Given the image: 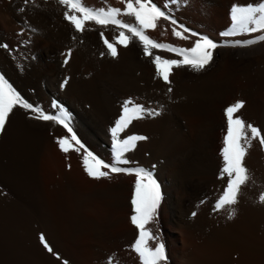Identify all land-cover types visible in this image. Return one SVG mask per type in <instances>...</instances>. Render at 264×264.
Here are the masks:
<instances>
[{
	"label": "bare ground",
	"instance_id": "1",
	"mask_svg": "<svg viewBox=\"0 0 264 264\" xmlns=\"http://www.w3.org/2000/svg\"><path fill=\"white\" fill-rule=\"evenodd\" d=\"M84 2L88 5L94 4V0H84ZM153 2L161 6L162 9L171 12L179 24H183L200 34H208L215 41L218 31L227 22L231 5L243 6L252 3L253 0H153ZM51 4L62 6L58 0H0V66L6 74L16 85L18 81L25 84L26 87L28 86L33 91L32 100L45 95L53 96L58 93L57 84L54 85L53 77L58 79L63 69L59 70L58 65L55 66L54 64L53 66L57 69L49 67V63L44 62V58H54L55 60L60 54L59 49L61 47H72L74 50L70 52L71 58L68 57L70 59L69 73L72 76L70 79L76 83L67 82L65 86L62 85L64 90H61L64 91V99L69 103L75 116L88 117L89 111L92 110L99 118L98 121L93 119L94 121L91 122L84 121V119L81 122L74 120L81 141L96 154L107 152L109 146L103 136L101 137L93 131L94 126L100 128L101 133L108 134L111 120L122 105V101L112 102L109 107L113 113L108 114L107 110H104V104L100 102L101 99L99 101V97H96L99 93L96 95L93 93L99 84L96 79L102 75L112 76L123 87L124 91L121 92L134 94L133 96L137 98H144V106L159 112V115L145 114L142 119L132 122V128L130 127L132 131L145 133L148 137L145 141L138 142L136 148L130 152L131 164H145L157 169L153 175L160 185L162 194L159 207L164 206L166 208L173 224L181 223L183 225L184 223L180 227L186 229L185 235H188V240L193 246V251L183 248H167V253L178 256L181 261L183 260L188 264H264V254L258 256L252 254L251 251H249L251 254H247L246 250L239 247L246 243L247 246L264 251V203L259 201V197L264 194V146L257 140H252L244 160L251 179L241 188L238 203L233 206L235 215L229 218V208L216 210L214 205L216 197L221 193L227 181L226 176L224 179L220 178L223 160L218 154L219 147H221V132L224 130L226 122V119L224 120L225 109L237 100H243L246 106L251 107V113L249 116L247 114L236 115L243 117L246 123L259 124L262 127V134H264V42L247 47H217L212 50V60L203 70L197 72L188 66L174 67L169 76L170 83H168L161 81L156 71H150V65V70H148L146 65H144L145 69L140 64V62L151 64L152 57L144 54L141 43L135 38L126 48L120 46L124 50H117V56L113 57L110 53V56L104 54L106 50L102 53L103 45L100 50L99 42L95 40L97 35L93 37L92 32H89L90 35L84 31V33L75 31L71 27L72 24H68L67 21L65 23L64 18L61 17L62 14H59L61 10L58 13L60 16L54 14L55 9L51 8L53 7ZM165 5L166 8H164ZM50 8L51 11L53 10L52 13L51 11L49 13ZM60 17L64 20L63 23L59 21ZM126 17L135 22L134 17ZM172 28L173 25L168 21L160 19L157 21V27L154 30L150 29V32L156 38L161 39L164 36L170 38L171 36V41L174 43L186 47L193 46L197 37H190L187 40L177 38L173 35ZM113 29L116 32L119 30L115 27ZM9 30L10 32L21 33L39 31L41 35L37 37L38 33L35 34L34 36L37 38L34 39L33 37L34 40L29 45L26 43L27 46H20L24 48L22 53L24 50L26 51L25 54L20 55L17 52V44L20 41L18 40L17 43L18 37L14 41L10 39L13 38L14 32L12 33L13 36L9 37L10 34L7 33ZM178 30L182 31L181 29ZM99 32L101 33V31ZM260 34L264 33L236 35L235 38L246 40ZM31 35L29 34L27 37L30 39ZM184 35L189 36L188 33H184ZM20 36L22 35L20 34ZM41 36L47 39L46 42L40 39ZM234 41L236 40L227 43L230 45ZM27 42L29 41L27 40ZM3 44H7L6 48L2 47ZM224 44L222 42L220 45ZM153 52L164 58L181 59L160 50H153ZM67 66H64V71H66ZM83 73H90L95 78L96 82L94 83L98 82L93 88L91 85L93 78L90 77L91 80L87 81L86 84L92 81L91 84L89 83L91 86H87L93 90L87 88L83 82L78 83L84 80ZM63 77L60 80H64ZM109 78L111 79V77ZM63 80L62 82H65ZM58 84L60 83L58 82ZM104 85L103 87H105ZM155 86L161 93L150 92L151 88ZM125 97L127 98V95ZM108 99L111 100V98ZM35 116L36 113H30L25 108L17 109L16 107L6 122L5 130L0 132V187L5 188V186L17 182V154H19L17 153V147H19L17 143H19L22 149L20 156H18L21 157V177L31 187L32 198L36 204L34 207L39 210L37 212L42 217V220L39 218L42 224L39 226L40 232L32 231L30 225L28 226V223L22 220V229L25 231H17L18 222L15 220L13 222L17 215L12 214L10 218L8 214H0L6 216L7 219L2 223H9L7 226L4 224L5 229L0 224L4 229V231H0L2 245L0 253L2 254L4 251V257L0 264H64L65 261L68 264H82L78 257L65 248L63 239H61L60 224L54 217L51 206L60 207L67 204V197L64 192L66 189L74 200L75 217L81 213L86 215L87 210L93 216L91 212H101L102 203L113 202L118 204L116 207L119 206L120 218H124L130 213L128 204L135 182H129V180L123 179L121 174L115 173H110V178L94 179L88 177L89 175H86L85 170L83 171L84 168L82 169L83 166L81 167L83 151L79 154L74 150L67 154L54 151L52 147L55 148L56 146L54 144L56 138L68 134L63 133L64 131L56 124L36 119ZM53 151L59 153L54 154ZM42 172L45 173L46 180L43 179ZM185 193L193 199V203H191L194 204V210L191 212L195 213L192 215L193 220L190 219L191 222H189L187 219V223L182 220V217L177 216L179 208L186 204L184 203L185 198H187ZM4 195L0 190V205L6 204H2L3 197L8 196ZM14 202L16 201L14 200ZM107 207L109 206L107 205ZM18 208L19 206L17 210ZM189 215L191 216V214ZM198 231H218L236 241L238 246L232 248V244L235 243L231 242V248L219 244L217 246L215 244V247L211 248L209 247L211 241L202 238ZM99 232L101 231H96L95 234L99 235ZM119 232L123 235L125 243L132 239V234L128 229H121ZM41 234L53 249L52 252L44 247L40 240ZM215 241L217 240L215 239ZM21 243L22 246L20 247Z\"/></svg>",
	"mask_w": 264,
	"mask_h": 264
},
{
	"label": "snow or ice",
	"instance_id": "2",
	"mask_svg": "<svg viewBox=\"0 0 264 264\" xmlns=\"http://www.w3.org/2000/svg\"><path fill=\"white\" fill-rule=\"evenodd\" d=\"M124 2L125 8L121 10L116 7L97 9L86 6L82 0H58V3L66 9L64 18L74 25L77 31H84L87 22H94L96 25L102 27L113 25L119 29H123L114 38L115 43L105 38L104 32L100 33L101 38L104 39V43L113 57L118 54L115 44L118 43L127 47L133 38L137 39L143 47L144 54L152 57V63L156 67L157 75L168 83H170L169 76L174 67L188 66L197 72L203 70L212 60V50L217 47H247L264 42V34H260L251 39L236 40L230 45L227 42L224 45H220L207 35H202L183 24H179L171 12L162 9L153 0H124ZM166 7L165 5L164 8ZM121 15L134 17L135 23H126L118 19ZM160 19H164L173 25L172 33L177 38L187 40L190 37H197L193 46L182 48L171 44L159 43L146 35V30H154L157 27V21ZM230 19L232 21L231 28L222 32L221 36L229 37L264 33V0H253L252 3H247L243 6L239 4L231 5ZM178 29H182V31ZM124 30L131 35H126ZM184 33H188L189 36H185ZM153 50L168 51L182 57V59L164 58L161 55L154 54ZM70 55L71 53L69 52ZM65 63H67V60ZM169 91H171V88H169ZM16 107L31 110L36 113V119L53 121L63 126L69 135L57 137V145L65 154L71 150L79 154L83 150L82 165L90 177L94 179L110 178L109 173H123L136 177L134 195L131 200L133 215L130 219L132 224L138 229V235L132 248L138 255L140 264H167L168 257L164 243L160 241L156 243L154 248L150 247L149 241H159V237L153 235L151 228L146 227L158 215V208L162 199L160 185L155 179L153 172L149 169L140 166H119L120 164H130L131 161L126 158L125 154L134 150L137 141L147 139V137L141 135H127L122 138L121 133L125 132L134 119H142L145 114L159 115V112L148 109L131 99L125 101L122 105L121 115L109 129L112 140L113 160L111 163H106L102 158L91 152L79 139L70 124V117L63 109L58 108L57 105H53L58 110L56 114H50L40 107L33 106L22 97L3 75H0V132L5 130L6 122ZM243 107L244 102L237 101L225 109L227 133L223 140V166L220 169V178L224 179L226 176L227 183L216 201L215 208L216 210L229 208V218L235 215L233 206L238 203L242 186L246 185L251 179L249 169L245 166L244 160L248 149L251 147L252 140L259 139V143L264 146V134H262L261 129L251 123H246L241 117L235 115ZM73 141L75 145H73ZM101 169H108L109 171L105 172ZM259 201L264 203V194L259 197ZM40 240L49 252L53 251L43 234H41ZM64 264H68V262L65 261ZM109 264H113V258H109Z\"/></svg>",
	"mask_w": 264,
	"mask_h": 264
},
{
	"label": "rangeland",
	"instance_id": "3",
	"mask_svg": "<svg viewBox=\"0 0 264 264\" xmlns=\"http://www.w3.org/2000/svg\"><path fill=\"white\" fill-rule=\"evenodd\" d=\"M110 1H111V3H110ZM115 1V0H114ZM114 1H112V0H94V4H95V6H94V4L93 5H88V4H86L85 2H84V0H82V2L86 5V6H90V7H94V8H105V9H107L108 7H116V8H120L121 10L122 9H124L125 8V2H124V0H117V1H115L116 2V4H115V2ZM113 2H114V4H113ZM119 3H121V4H119ZM124 3V4H123ZM112 4V5H111ZM119 4V5H118ZM52 5V4H51ZM50 5V6H51ZM53 7H51L53 10H54V14L56 15V16H60L61 14L63 15H61V17L62 18H64V12L66 11V9H65V7L64 6H57V5H52ZM62 7V8H61ZM64 7V8H63ZM123 7V8H122ZM51 8L49 9V13H50V11H51ZM64 9V10H63ZM52 10V11H53ZM60 10H61V12H60ZM52 11H51V13H52ZM55 11H57V12H55ZM60 12V13H59ZM58 13L60 14V15H58ZM230 13V12H229ZM61 17H60V19H59V21L60 22H64V20H65V23H67L68 22V24H70L71 25V23L68 21V20H66L65 18H64V20L63 19H61ZM56 18H59V17H56ZM122 18V19H121ZM118 19H121V20H123L124 22H126V23H135L133 20H131L130 18H127L126 16H124V15H121V16H119L118 17ZM67 21V22H66ZM89 24V25H88ZM93 24V25H92ZM231 25H232V21H231V19H230V14H228L227 15V22L221 27V29L218 31V36H217V38L215 39V41L213 40V37H211L210 35H208V34H202V35H207L209 38H211L214 42H216V43H218V44H221L222 42L223 43H226V42H230V41H233V40H237L236 38H235V36H229V37H225V36H221L220 34L222 33V32H225V31H227V30H229L230 28H231ZM87 26V27H86ZM99 25H95V23H91V22H87L86 24H85V30H84V32L85 33H87V34H90L91 32V34H93V37L94 36H96L95 37V40L97 41V42H99V44H98V47H100L99 49L101 50L102 49V45H103V51H102V53H104L105 52V50H106V52L104 53V54H109L110 52H109V50H108V48H107V46L105 45V43H104V39L103 38H101V36H100V32L99 31H101V32H104V35H105V38H107V39H109V41L110 42H113V43H115V41H114V38L116 37V36H118V34H119V32L121 31V30H123V29H119L117 32L116 31H114V27L115 28H117L116 26H113V25H109V26H107V27H102V26H99ZM111 26V27H110ZM71 27L75 30V31H77L76 29H75V27H74V25H71ZM89 27V28H88ZM110 28V29H107V28ZM92 29H94L93 31H91ZM98 29V30H97ZM106 29V30H105ZM103 30V31H102ZM112 30V31H111ZM182 30V29H181ZM96 31V32H95ZM125 32H126V30H124ZM194 31V30H193ZM14 32V31H13ZM12 31L10 32V30L9 31H7V33H9L10 34V36L9 37H11V36H13V34H14V36H13V38L11 37L10 39H12L13 41L15 40V38L16 37H18L17 38V43L20 41V43H18L17 45V52H18V54H20V55H22V54H25L26 53V51L24 50V53H22L23 52V49L24 48H22V47H20V46H23V47H25V46H27V44L29 45L30 44V42H32L34 39H36L38 36H40L41 34L39 33V31H35V33L34 32H14L13 33ZM77 32H79V31H77ZM81 32V31H80ZM83 32V31H82ZM83 32V33H84ZM90 32V33H89ZM94 32V33H93ZM99 32V33H98ZM109 32V33H108ZM114 32V33H113ZM116 32V33H115ZM196 32V31H195ZM13 33V34H12ZM18 35H17V34ZM28 33V34H27ZM31 33H34V34H32L31 35ZM38 33V34H37ZM8 34V35H9ZM20 34L22 35V36H20ZM29 34L31 35L30 36V39L28 38L29 37ZM35 34H37L36 36V38H35ZM90 34V35H91ZM113 34V35H112ZM145 34L147 35L148 34V36L149 37H151V38H153V39H157L156 41L157 42H159V43H164V44H171V45H174V46H177V47H182V48H190V47H186V46H184V45H182V44H179V43H174V42H172L171 41V36H170V38L169 37H167V36H164L163 38H156L155 36H153V34L150 32V29H148V30H146V32H145ZM115 35V36H114ZM126 35H131L130 33H127L126 32ZM21 37V39H23L24 41H22L21 39H20V37ZM28 36V37H27ZM114 36V37H113ZM27 37V38H26ZM33 37H34V39H33ZM41 37H43V36H41ZM40 37V39H43V41L44 42H46V40L47 39H45L44 37L43 38H41ZM99 37V38H98ZM167 37V38H166ZM31 38H32V40H31ZM232 38V39H231ZM162 39H164V40H162ZM19 40V41H18ZM27 40L29 41V42H27ZM101 40V41H100ZM137 40V39H136ZM21 41H22V43H21ZM26 41V42H25ZM138 41V40H137ZM139 42V41H138ZM27 43V44H26ZM102 43V44H101ZM26 44V45H25ZM5 45L7 46V44H3V48H6L5 47ZM100 45V46H99ZM129 45V44H128ZM105 46V47H104ZM115 46H116V48H117V50L119 51L120 49H121V51H122V47H120V46H123V45H120V44H115ZM124 47V46H123ZM62 48V50H60ZM60 49H59V53L60 54H58L59 56L57 57V59H55L54 60V58H44V62H46V63H49V67L51 66V67H55V66H57V68H59V70L61 69H63L62 70V72L64 71V66L66 67L67 65L69 66L70 65V59H68V57L69 58H71V55L69 56V52H73V50L74 49H72V47H70V46H68L67 48H66V46H65V48H64V46L63 47H61ZM72 50H71V49ZM105 48V49H104ZM124 48H126V47H124ZM21 49H22V51H21ZM124 50V49H123ZM160 51H163V50H160ZM67 52H68V54H67ZM163 52H166V53H170V54H172V55H174V56H176V57H179V58H181L182 59V57H180V56H177V55H175L174 53H171V52H168V51H163ZM66 54V55H65ZM63 56V57H62ZM64 56H65V58H64ZM109 56H110V54H109ZM62 60H61V59ZM50 59V60H49ZM47 60H49V61H47ZM57 60V61H56ZM67 60V63H65V61ZM51 61V62H50ZM59 61V62H58ZM54 62V63H53ZM56 63V64H55ZM60 65H59V64ZM53 64L55 65V66H53ZM62 64H64V65H62ZM67 64V65H66ZM140 64H142V66H144V65H146V68H148V70H150V66H151V70L150 71H152V72H155L156 71V67H155V65L151 62V64L150 63H148V64H144V63H141L140 62ZM150 65V66H149ZM154 67H153V66ZM67 66V68H65L66 69V71H64L63 73L61 72L59 75L60 76H58V79L54 76L53 78H54V82H55V84L54 85H56L57 86V88H58V93L57 94H54L53 96H47V95H45L44 97L42 96V97H39L38 99H35L34 98V100H32L33 99V97H32V92L33 91H31L30 90V88H28V86L26 87L25 86V84H23V83H20V82H18L17 81V85L14 83V81L6 74V72L4 71V69L0 66V75H3L8 81H9V83H11L12 85H13V87L22 95V97L24 98V99H26L29 103H31L33 106H36V107H40V108H42L45 112H48V113H50V114H56L57 113V108H55V107H53V105H57L58 106V108H60V109H63L64 110V112H66L67 114H68V116L70 117V124H71V126H72V128L74 129V131H75V133L77 134V136L79 137V139L81 140V136H80V133H79V130H78V128H77V125L75 124V122H74V120H76L77 122L78 121H82L83 119H84V121H92L93 119L95 120V121H98L99 120V118L97 117V115L95 114V113H93L92 112V110H90L89 111V113H88V117L87 116H80V117H77V116H75V113L73 112V110L70 108V105H69V103L64 99V91H62V90H64V87L62 88V85L63 86H65V82H62V80H60L61 78H62V76H64L63 78H64V80L63 81H67V82H72V83H76V82H73V80L72 79H70V78H72V76L70 75V73H69V71H70V66L68 67ZM148 66V67H147ZM60 67H62V68H60ZM56 68V67H55ZM56 68V69H57ZM144 68H145V66H144ZM145 68V69H146ZM152 68H153V70H152ZM157 72V71H156ZM67 73V74H66ZM69 73V74H68ZM88 74H90V73H83L82 74V76H83V79L84 80H86L85 81V83H84V80H81V81H79L78 83H81V82H83V84L84 85H89V86H91L92 85V87L94 88V87H96V85H97V83L99 82V84L97 85V88H95L96 89V91H94L91 87H88L87 86V88H91L92 90H93V93L96 95L97 93H99L98 95H96V97H99L98 99H99V101H100V99H101V103L102 104H104V110H107V113L108 114H110V112L111 113H113V111L112 110H110L111 109V107H109L110 106V104L112 103V102H115V101H122V105L124 104V102L125 101H127V100H132V101H134V102H136V103H139V104H142V105H144L143 103H145L143 100H145L144 98H137V97H135V96H133L134 94H130V93H123V92H121L122 90H123V87L121 86V84H119L120 82H118V80L115 78V80H114V78L112 77V76H108V75H102V76H100L99 77V79L97 78L96 79V81H98L96 84L94 83V82H96L95 81V78L94 77H92L93 75H88ZM62 75V76H61ZM69 75V77H67V76ZM67 78H66V77ZM77 76V75H76ZM104 76H105V78H104ZM60 77V78H59ZM89 77V78H88ZM93 78V82L92 81H89V83L91 84V82H92V84L90 85L89 83L88 84H86L87 83V81L90 79L91 80V78ZM102 77V78H101ZM106 77H107V79H106ZM109 77H111V79L109 78ZM86 78H88V79H86ZM112 78H113V80H112ZM159 78H160V80L161 81H164L163 79H162V77H160L159 76ZM50 79H52L51 77H50ZM56 79V80H55ZM75 79H77L76 77H75ZM74 79V80H75ZM101 79H103V80H105L104 82H103V80H101ZM70 80H72V81H70ZM108 82H107V81ZM113 81V82H112ZM58 82L60 83V84H58ZM62 82V83H61ZM118 82V83H117ZM20 83V84H19ZM64 83V84H63ZM95 84V86H94V84ZM104 83H105V85H104ZM113 85H117V86H113ZM105 86V87H103V85ZM107 84V85H106ZM111 84V85H110ZM58 85H59V87H58ZM61 85V86H60ZM119 85V86H118ZM82 86V85H81ZM86 86H83V87H85L86 88ZM20 87V88H19ZM101 87H102V89H101ZM113 88V90H112V88ZM22 88V89H21ZM105 88H107L106 90H104ZM110 88V89H109ZM62 89V90H61ZM23 90H24V92H23ZM61 91V92H60ZM124 91V90H123ZM155 92V93H161V91L158 89V88H156V86L154 87V88H151V90H150V92ZM25 92H27L26 94H28L29 95V97H28V95H26L25 94ZM105 92V93H104ZM103 93V94H102ZM112 93H114V94H112ZM62 94V95H61ZM101 95V96H100ZM127 95V98L125 97ZM63 96V97H62ZM103 96H106V97H103ZM111 96V97H110ZM48 97V98H47ZM133 97H135V98H133ZM105 98V99H104ZM107 98V99H106ZM108 98H111V100L110 99H108ZM113 98V99H112ZM40 99V100H39ZM45 99V100H44ZM46 99H47V101H46ZM123 99V100H122ZM48 100H49V102H48ZM137 100V101H136ZM139 100H142V101H140L139 102ZM106 103H105V102ZM237 101H243V100H237ZM44 102V103H43ZM75 105V104H74ZM122 105L120 106V108H119V110H118V112L114 115V117L112 118V120H111V124L109 125L110 127H112L113 125H114V121L116 120V119H118L119 118V116L121 115V113H122ZM245 106H246V103L244 104ZM230 106V105H229ZM243 107L242 109H240V111H238L237 113H235V115L236 114H238V115H250V113H251V110H250V106H246V107ZM18 108H21V107H17V109ZM28 110V109H27ZM110 110V111H109ZM30 113L32 112L31 110H28ZM247 111V112H246ZM32 113H34V112H32ZM243 113V114H242ZM249 113V114H248ZM111 115V114H110ZM89 116H90V118H89ZM116 116V117H115ZM237 116V115H236ZM239 117H241V116H239ZM73 118V119H72ZM85 118H87L88 120H86ZM92 118V119H91ZM242 119H243V117H241ZM226 119V116H225V113H224V120ZM93 120V121H94ZM137 119H134L132 122H134V121H136ZM244 120V119H243ZM43 121V120H42ZM226 122H225V128H224V130L221 132V147H219V150H218V154H220V156H221V159L223 160V156H222V149H223V147H224V143H223V140H224V136L226 135V133H227V119L225 120ZM245 121V120H244ZM44 122H46V121H44ZM50 122H52V123H54L53 121H50ZM54 124H56V123H54ZM56 126H58L59 128H61L62 129V131H64L63 133H65V134H68L67 133V131H66V129H64L63 128V126H59V124H56ZM254 126H256L257 128H259V129H261V131H262V127L259 125V124H256V125H254ZM110 127L108 128V134H103V133H101L100 132V128H96V126H94V128L95 129H93V131L96 133V134H98V135H100L101 137L103 136L104 137V140L105 141H107V143H108V146H109V148H108V150H107V152H105V153H103V154H101V153H98V154H96L93 150H90L89 148V150L91 151V152H93L95 155H97L98 157H100V158H102L106 163H111L112 162V160H113V148H112V140H111V134L109 133L110 131H109V129H110ZM132 128V123L127 127V129L125 130V132L124 133H121V137L122 138H124V137H126L127 135H142V136H145V137H148V135H146L145 133H142V132H139V131H132L131 130V128ZM129 128V129H128ZM77 129V130H76ZM69 135V134H68ZM257 140V142H259V139H256ZM143 141H145V140H142V141H137L136 142V146H137V143L138 142H143ZM54 144H56V146H55V148L54 147H52L53 149H54V151H61L60 150V148H59V146L57 145V143L55 142ZM73 145H75V142L73 141ZM17 146H19V147H17V153H19L20 154V152L22 151V149L20 148V144L19 143H17ZM136 146H135V148H136ZM76 147H78V146H76ZM57 148V149H56ZM134 148V149H135ZM18 149H20V150H18ZM52 149V150H53ZM56 149V150H55ZM53 151V152H54ZM71 151H73V150H71ZM71 151H69V152H71ZM81 151H83V150H81ZM133 151V150H132ZM59 152H56L57 154L59 153ZM62 152V151H61ZM131 152V151H130ZM130 152H127L126 154H125V156H126V158L127 159H129L130 161H131V159H130ZM55 152H54V154H56ZM19 154H17V182L15 183V184H13V185H8V186H5V188L2 186V187H0V190L5 194V195H8V196H5V197H3V199H2V204H5V205H0V211H1V213L0 214H4V215H7L8 214V216L11 218V216L10 215H12V214H15V218L13 219V222H14V220L15 221H17L18 223H17V231H25L24 229H22V220H25L28 224V226L30 227V228H32L31 230L32 231H39V226H40V224H42L41 223V220H42V217H41V215H39L40 213L39 212H37V211H39L38 210V208L37 207H34V206H36V204H34V201H33V198H32V194H31V187L22 179L23 177H21L22 176V172H21V168H20V159H21V157H18V156H20ZM78 154V153H77ZM102 156V157H101ZM18 158H19V160H18ZM223 162V161H222ZM43 163V162H42ZM131 164V163H130ZM125 165V164H120L119 166L120 167H136V166H140V167H143V168H148L149 170H151L152 172H156L157 171V169L154 167V166H149V165H145V164H138V165ZM83 165L81 164V167H82ZM148 166V167H147ZM84 167H82V169H83ZM83 171H84V169H83ZM102 171H105V172H108L109 170L108 169H102ZM86 172V171H85ZM110 174V173H109ZM116 174V173H115ZM121 174V177L123 176V179L125 178V180H129V182L130 181H133V182H135V179H136V177L134 176V175H127V174H123V173H120ZM86 175H87V172H86ZM42 176H43V179L44 180H46L45 179V173L44 172H42ZM88 176V175H87ZM88 177H90V176H88ZM91 178V177H90ZM127 178V179H126ZM19 179H20V181H19ZM21 180H23V181H21ZM26 183V184H24V183ZM21 183V184H20ZM226 183H227V181H226ZM226 183H225V187H226ZM17 184V185H16ZM9 186H11V187H9ZM24 186H25V188H24ZM6 187H7V189H6ZM15 189H14V188ZM16 187H17V189H16ZM224 186H223V188H222V190H221V193H219V195L216 197V199H215V202H214V205L216 204V201H217V199L219 198V196L222 194V191H223V189L225 188ZM2 189H4V190H2ZM6 190V191H5ZM14 190V191H13ZM28 190V191H27ZM190 191V190H189ZM10 194H9V193ZM17 192V193H16ZM21 192V193H20ZM26 194H25V193ZM65 195H66V197H67V204H65V205H62V206H60V207H58V206H56L55 207V205H52L51 207V209H52V213H53V215H54V217H56V220H58V222H59V224H60V231H61V239H63V244H65L64 246H65V248L66 249H68L74 256H76V257H78V259L82 262V264H109V258H113V264H140V260H139V257H138V255L135 253V251L133 250V248H132V245H133V243H134V241H135V239H136V237H137V235H138V229L132 224V222H131V219H130V217L133 215V205H132V203H131V200H132V197H133V195H134V189L131 191V199H130V203L128 204V208L130 209V213L128 214V212H127V214H128V216H126V217H124V218H120V216H119V212H120V209H118V207H116L118 204L117 203H102L101 205H103V207L101 208L102 210L104 209V211L102 212V210H101V212H97V213H93V212H91V214H93V216L92 215H90V212L87 210L86 211V215L85 214H83V213H81L80 215H78V216H74L75 215V207H74V200H73V198L70 196V194L67 192V190L65 189ZM8 193V194H7ZM23 193V194H22ZM30 193V194H29ZM20 194V195H19ZM186 195L185 196H187V198H185L186 199V201L184 202V203H186V204H184L185 205V207H184V205L181 207V208H179V211H178V217H182V220L184 221L185 220V223H187L188 222V220L187 219H189V222H191L190 221V219L191 220H193L192 219V215H193V212H191V211H193L194 210V204H192L193 203V199L190 197V196H188V194L187 193H185ZM17 197H16V196ZM208 196V195H207ZM29 197V198H28ZM190 197V198H189ZM5 198V199H4ZM9 199V200H8ZM30 199H32V200H30ZM189 201H188V200ZM6 200V201H5ZM8 200V201H7ZM14 200L16 201V202H14ZM12 201V202H11ZM192 202V203H191ZM16 205H15V204ZM33 203V204H32ZM50 203V202H49ZM17 204H18V206H19V208H18V210H17ZM51 204V203H50ZM189 206H188V205ZM8 207H7V206ZM13 205V206H12ZM105 205V206H104ZM107 205L109 206V207H107ZM2 206V207H1ZM9 206H12L11 208L9 207ZM22 206V207H21ZM6 207V208H5ZM34 208V210H32L31 211V209H33ZM106 207V208H105ZM187 208V209H184V208ZM185 210H183V209ZM21 209H23L22 211H21ZM27 209V210H26ZM182 209V210H181ZM190 210V212H189V210ZM9 210V211H8ZM181 210V211H180ZM31 211V212H30ZM5 212V213H4ZM8 212V213H7ZM12 212V213H11ZM16 212V213H15ZM26 212V213H25ZM31 214H30V213ZM106 212V213H105ZM185 212V213H184ZM38 213V214H37ZM103 213V214H102ZM111 214V216H110V214ZM180 213H182L181 214V216H179V214ZM82 214H83V217H82ZM99 214H102L101 216L99 215ZM105 214H106V216H105ZM183 214H185V215H183ZM188 214V215H187ZM189 214H191V216L189 215ZM35 215V216H34ZM97 215V216H96ZM170 214L167 212V210H166V208L164 207V206H162L161 208L159 207L158 208V215H157V217H156V219L152 222V223H150L149 225H147L146 227H149V228H151L152 230H153V235H155V236H158L159 237V241H154V240H150L149 241V246L150 247H155L156 246V243H158V242H160V241H162L163 243H164V245H165V249H166V253H167V248H169V249H177V248H183V249H189L190 251L192 250V244H190V241L188 240V235H185V230L186 229H184V227H180V226H183L184 225V223H183V225L180 223H174L173 224V222L171 221V218H170V216H169ZM20 216V217H19ZM81 216V217H80ZM92 216V217H91ZM184 216V217H183ZM8 217V218H9ZM37 217V218H36ZM87 217V218H86ZM186 217V218H185ZM188 217H190V218H188ZM0 218H2L0 221V224L2 225V227L5 229V225L7 226V224H9V223H2L3 221L5 222V221H7V219H6V216H3V215H0ZM34 218V219H33ZM41 220H40V219ZM77 218V219H76ZM185 218V219H184ZM18 219V220H17ZM39 221H38V220ZM168 219V220H167ZM20 220H21V222H20ZM84 220V221H83ZM186 220H187V222H186ZM34 221V222H33ZM20 222V223H19ZM34 224H33V223ZM77 223V224H76ZM5 224V225H4ZM1 225H0V231H4V229L1 227ZM31 225H33V226H31ZM35 225V226H34ZM179 225V226H178ZM20 226V227H19ZM178 226V227H177ZM19 227V228H18ZM42 227H40V229H41ZM128 229V231L129 232H131V240L128 242L127 241V243H125L124 242V238H123V235L121 234V232H119L121 229ZM181 228H183V229H181ZM20 229V230H19ZM42 230V229H41ZM43 231V230H42ZM96 231H101V232H99L100 234L98 235V234H95L96 233ZM182 231H184V232H182ZM40 232V231H39ZM188 232V231H187ZM199 232V235L202 237V238H206L208 241H211V244L209 243V247H215V244H216V246L219 244L220 246H230L232 243H235V244H232V248H235V247H237L238 245H236V241H233L232 239H230L228 236H226V235H224V234H221L220 232H218V231H210V232H208V231H198ZM217 232V233H216ZM183 233H184V236H183ZM201 233H203V234H201ZM205 233V234H204ZM220 233V234H219ZM18 234V233H17ZM182 234V235H181ZM214 234V235H213ZM19 235V234H18ZM18 235H17V238H18ZM95 235V236H94ZM181 235V236H180ZM207 235V236H206ZM209 235H211V236H209ZM97 236V237H96ZM183 236V237H182ZM187 236V237H186ZM21 237V236H20ZM19 237V238H20ZM181 237H182V239H181ZM208 237H213V238H208ZM21 239H22V237H21ZM213 239V240H212ZM215 239L218 241H215ZM122 240H123V242H122ZM204 240V239H203ZM231 240V241H230ZM183 243H182V242ZM216 243H215V242ZM17 242H19V241H17ZM122 242V243H121ZM168 244H167V243ZM224 242V243H223ZM232 242V243H231ZM231 243V244H230ZM182 244V245H181ZM238 244V243H237ZM246 243H244V244H242V245H240L239 247H241L242 248V250H246L245 252L247 253V254H253L254 253V255H258V256H263V254H264V251H260L259 249H254L253 247H251V246H247L248 244H246ZM18 246V245H17ZM22 246V243L20 244V247ZM169 246V247H168ZM219 246V247H220ZM2 247V245H1V241H0V248ZM229 248H231V246L229 247ZM240 248V249H241ZM244 248H246V249H244ZM249 250H248V249ZM193 251V250H192ZM249 251H251V253L249 252ZM252 251H254V252H252ZM249 252V253H248ZM255 252H258V253H255ZM261 253V254H260ZM4 257V251H3V253L1 254L0 253V261H1V259ZM167 257H168V259H167V264L169 263V264H185V263H187V262H185V261H181V258L179 259V257L178 256H175V255H173V254H171V255H169L168 253H167ZM264 257V256H263ZM180 260V261H179ZM180 262V263H179ZM188 264V263H187Z\"/></svg>",
	"mask_w": 264,
	"mask_h": 264
}]
</instances>
